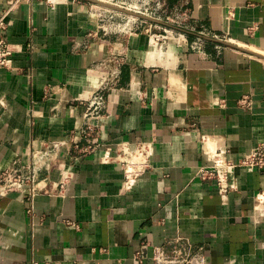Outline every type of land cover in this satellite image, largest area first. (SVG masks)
<instances>
[{"label":"crops","instance_id":"1","mask_svg":"<svg viewBox=\"0 0 264 264\" xmlns=\"http://www.w3.org/2000/svg\"><path fill=\"white\" fill-rule=\"evenodd\" d=\"M11 1L0 0V17ZM185 1L188 29L170 36L149 21L104 33L83 0L12 8L0 175L53 141L68 149L40 174L33 218L17 194L0 198V264H157L159 252L264 264V172L236 169L225 197L197 176L208 164L203 136L234 162L264 143V0ZM99 89L106 108L87 119ZM87 125L95 127L88 139ZM92 140V152L78 150ZM130 157L144 173L124 191Z\"/></svg>","mask_w":264,"mask_h":264},{"label":"built area","instance_id":"2","mask_svg":"<svg viewBox=\"0 0 264 264\" xmlns=\"http://www.w3.org/2000/svg\"><path fill=\"white\" fill-rule=\"evenodd\" d=\"M48 2L55 5L57 0H47ZM114 7H118L127 11L141 14L143 16L149 17L144 13L134 10L128 7H122L119 5L110 4L105 2V0H95ZM19 0H12L8 9H6L3 15L0 17V70L1 69H10L12 66V57L14 51L10 46V43L7 38V29L8 21L12 8L18 3ZM187 2H183L182 7L185 8ZM94 3L91 4V11L94 9ZM138 11V12H137ZM109 15L105 19L94 18L93 14L91 16L96 20L97 27L102 29L104 33L114 34L122 32L121 24L116 23L117 15L114 12H108ZM127 15V14H126ZM125 26H130L134 23H147L148 21L137 18V17H126ZM155 19V18H152ZM157 20V19H155ZM159 21V20H157ZM181 35V33H180ZM162 36L159 35L156 39H160ZM119 73H114L116 78ZM87 108L85 117L90 118H99L102 116L103 111L106 108V90L99 89L97 90L87 101ZM252 101L250 97H244L240 101V105L244 108L250 109L252 107ZM95 127L87 125L86 129L83 131L85 137L88 139L91 136V133L94 132ZM201 141L206 145L204 154L206 156L208 164L199 168L197 176L202 181H213L216 183V186L220 194L225 197L229 192L236 189L234 183H231V177L234 174L235 170L238 168H247L250 170H260L264 172V143L256 146L248 155L240 159L238 162L232 161L228 157V151L220 146H216L212 143L209 137H201ZM99 144L96 141L92 140L91 142L79 148L78 150L90 153ZM68 149L66 141H53L48 143L40 149H34L28 153L19 166L14 168H8L3 171L0 175V198L6 197L10 194H17L26 205V213L29 218H33L35 215V202L38 196L42 194L43 189L40 186V174L43 171H52L55 163L63 159V152ZM138 161H135L132 157L129 158L123 166L125 167V182H124V191H130L135 183V180L144 173V164L138 165ZM69 176H65L63 181H60L58 184L60 192H64L69 180ZM181 255H175L173 258H166L163 252H159L155 257L157 264H197L194 260H188L186 258H181ZM29 264H51L49 262H37L33 261Z\"/></svg>","mask_w":264,"mask_h":264},{"label":"rangeland","instance_id":"3","mask_svg":"<svg viewBox=\"0 0 264 264\" xmlns=\"http://www.w3.org/2000/svg\"><path fill=\"white\" fill-rule=\"evenodd\" d=\"M105 2L138 10L149 17L159 20L157 22L159 24H156L155 26L156 30L158 32L166 30L169 33L168 36H170V34L172 33L182 34L183 30L188 29L186 20L183 16L184 8L182 7L185 0H105ZM88 4L91 7L92 3L88 2ZM94 5V9L90 11V13L93 14L94 18L105 19L107 15H109L108 12H114L117 15L116 23L121 24V30L128 31L131 27L125 26L124 24L126 23V20L123 21V19H127L126 17H129V15L108 9L98 4ZM160 24H168L169 26L161 27ZM163 35L166 36L167 34L164 33ZM160 39H162L163 41L164 38L161 37Z\"/></svg>","mask_w":264,"mask_h":264},{"label":"water","instance_id":"4","mask_svg":"<svg viewBox=\"0 0 264 264\" xmlns=\"http://www.w3.org/2000/svg\"><path fill=\"white\" fill-rule=\"evenodd\" d=\"M86 1L94 3V4H98V5H101V6H104V7L108 8V9H111V10H114V11H117V12H120V13H123V14H127V15H131V16L137 17V18L149 21V22H154V23L158 22L155 19L148 18V17L143 16L141 14L134 13V12H131V11H127V10H124V9H121V8H118V7H114L112 5H108V4L99 2V1H95V0H86Z\"/></svg>","mask_w":264,"mask_h":264},{"label":"bare ground","instance_id":"5","mask_svg":"<svg viewBox=\"0 0 264 264\" xmlns=\"http://www.w3.org/2000/svg\"><path fill=\"white\" fill-rule=\"evenodd\" d=\"M132 17V16H131ZM134 17V16H133ZM157 43L153 40L152 44H151V49L155 50L157 48Z\"/></svg>","mask_w":264,"mask_h":264}]
</instances>
